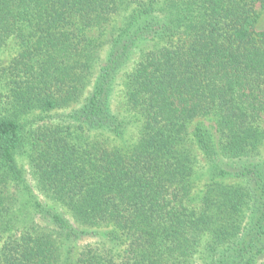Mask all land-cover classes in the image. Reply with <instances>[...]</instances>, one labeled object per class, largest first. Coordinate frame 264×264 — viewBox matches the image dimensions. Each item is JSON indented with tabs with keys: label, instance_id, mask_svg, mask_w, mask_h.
I'll use <instances>...</instances> for the list:
<instances>
[{
	"label": "trees",
	"instance_id": "16d2710c",
	"mask_svg": "<svg viewBox=\"0 0 264 264\" xmlns=\"http://www.w3.org/2000/svg\"><path fill=\"white\" fill-rule=\"evenodd\" d=\"M263 12L0 0V264H264Z\"/></svg>",
	"mask_w": 264,
	"mask_h": 264
},
{
	"label": "rangeland",
	"instance_id": "374dc122",
	"mask_svg": "<svg viewBox=\"0 0 264 264\" xmlns=\"http://www.w3.org/2000/svg\"><path fill=\"white\" fill-rule=\"evenodd\" d=\"M258 29L263 30L264 29V12L262 13V16L260 18L259 24H258ZM16 46L11 45L10 48L6 49L3 54L0 56V65L7 63L9 59L15 55L14 49ZM87 241V238L84 240Z\"/></svg>",
	"mask_w": 264,
	"mask_h": 264
}]
</instances>
